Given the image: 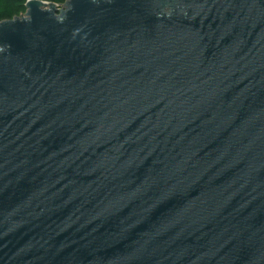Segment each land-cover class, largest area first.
I'll return each mask as SVG.
<instances>
[{"label": "water", "instance_id": "1", "mask_svg": "<svg viewBox=\"0 0 264 264\" xmlns=\"http://www.w3.org/2000/svg\"><path fill=\"white\" fill-rule=\"evenodd\" d=\"M57 6L0 21V264H264V0Z\"/></svg>", "mask_w": 264, "mask_h": 264}, {"label": "trees", "instance_id": "2", "mask_svg": "<svg viewBox=\"0 0 264 264\" xmlns=\"http://www.w3.org/2000/svg\"><path fill=\"white\" fill-rule=\"evenodd\" d=\"M62 5L66 0H43ZM27 0H0V21L14 19L25 14Z\"/></svg>", "mask_w": 264, "mask_h": 264}, {"label": "rangeland", "instance_id": "3", "mask_svg": "<svg viewBox=\"0 0 264 264\" xmlns=\"http://www.w3.org/2000/svg\"><path fill=\"white\" fill-rule=\"evenodd\" d=\"M57 8H61V5L57 6Z\"/></svg>", "mask_w": 264, "mask_h": 264}]
</instances>
